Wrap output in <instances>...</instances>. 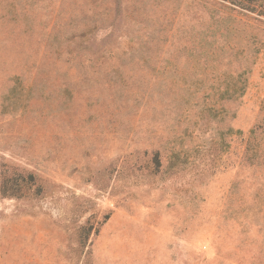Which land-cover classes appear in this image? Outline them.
<instances>
[{"label":"rangeland","instance_id":"obj_1","mask_svg":"<svg viewBox=\"0 0 264 264\" xmlns=\"http://www.w3.org/2000/svg\"><path fill=\"white\" fill-rule=\"evenodd\" d=\"M0 264H264V0H0Z\"/></svg>","mask_w":264,"mask_h":264},{"label":"trees","instance_id":"obj_2","mask_svg":"<svg viewBox=\"0 0 264 264\" xmlns=\"http://www.w3.org/2000/svg\"><path fill=\"white\" fill-rule=\"evenodd\" d=\"M228 1H230L232 4L239 6L243 9H247L250 11H256L258 4H260L263 0H228ZM240 76H242V74H240ZM235 93H236V90H234L233 93H230L229 91H227L228 98H232L233 94ZM253 133L254 131L252 130L251 135Z\"/></svg>","mask_w":264,"mask_h":264}]
</instances>
